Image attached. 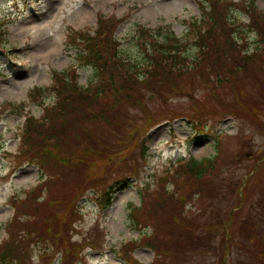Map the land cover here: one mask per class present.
Returning a JSON list of instances; mask_svg holds the SVG:
<instances>
[{
	"label": "trees",
	"instance_id": "16d2710c",
	"mask_svg": "<svg viewBox=\"0 0 264 264\" xmlns=\"http://www.w3.org/2000/svg\"><path fill=\"white\" fill-rule=\"evenodd\" d=\"M197 1L201 13L186 24L190 36L186 43L170 26L137 27L134 42L144 56L140 64L121 56L114 31L122 19L114 15L98 14L95 29H70L66 34L67 42L80 51L77 66L52 70L49 84L35 86L28 92V98L38 100L43 107L39 117L26 113L19 133L21 155L15 154L14 158L34 163L43 172L39 177L43 181L40 179L29 188L23 198L10 197L14 212L5 223L6 237L0 241V264H27L29 257L24 248L27 240L37 242L38 246L54 238L56 246L64 251L61 262L67 264L70 258L79 260V245L67 239L72 218L78 220L80 215L75 206L77 196L74 189L58 196L55 183L75 173L78 163L81 170L92 167L94 151L99 154L96 158L112 157L113 152L108 153L111 146L103 137L107 130H117L120 125L122 128V121L128 120L122 113L124 109L136 107L142 99L149 103L161 100L166 106L171 101L188 98L187 109L198 116L230 115L240 119L252 110L255 119L260 115L250 97L252 90L257 89L260 94L264 91V11L249 0V5L243 7L248 14L245 23L248 30H240L242 23L230 16L231 0ZM249 32L255 33L252 41H248ZM187 44L195 48L192 56L187 52ZM79 66L94 69L95 81L81 85L77 81ZM194 82L213 85L216 97L210 94V100L196 110L194 106L203 100L197 94L191 96L189 86ZM225 88H230L229 96L225 95ZM46 99L51 101L44 105ZM248 105V110L242 113ZM195 113L197 122L193 125L197 128L201 124ZM172 115L175 117L176 113ZM186 116L193 123L194 118ZM146 120L145 125H149L152 116ZM97 139L106 146L102 149L97 146ZM80 140L92 148L82 149L86 152L81 157L73 151ZM214 147V155L198 159L188 156L170 167L164 177L158 176L155 182L137 188L140 202L129 205L128 217L141 230V245L154 252L149 264H205L207 257L199 260L195 255L202 256L206 251H210L208 256L215 252L214 263L216 251L223 243L231 247L229 254L242 252L236 245L239 240L253 245L249 255L253 254L257 261L264 259V212L240 215L244 198L237 190L242 187V180L231 170L240 161L231 160L232 156L230 160L221 158L218 144ZM144 148L141 157L145 159ZM119 152L115 150L114 155H120ZM127 179L125 175L114 178L112 185L120 182L126 185ZM113 186L109 185L101 194L97 203L101 209L110 205ZM260 200L264 204V193ZM21 217L27 219L25 228L26 220H19ZM148 226L151 232L146 234ZM136 242L131 240L121 246L127 264H143L131 256L138 246ZM223 255L218 263L229 264L231 258ZM52 259L46 257L45 262Z\"/></svg>",
	"mask_w": 264,
	"mask_h": 264
},
{
	"label": "rangeland",
	"instance_id": "374dc122",
	"mask_svg": "<svg viewBox=\"0 0 264 264\" xmlns=\"http://www.w3.org/2000/svg\"><path fill=\"white\" fill-rule=\"evenodd\" d=\"M231 1L230 16L242 23L240 30H248L245 25L248 14L243 7L249 5V0ZM254 5L264 11V0H254ZM200 13L197 0H0V241L6 237L5 223L14 212L10 197L23 198L29 188L40 179L43 181L42 177L39 178L43 173L40 168L31 162H19L14 155H21L19 133L26 113L39 117L43 107L38 100H30L28 92L35 86L49 84L52 70H65L78 64L80 51L72 47L65 37L70 29L87 27L92 30L96 28L98 14L114 15L122 19L114 31L120 42L121 56L140 64L144 56L134 42L139 25L147 28L170 26L181 42L186 43L190 38L186 24L193 17L198 18ZM254 39L255 33L249 32L248 41ZM187 52L192 56L195 48L187 44ZM77 70V81L81 85L87 86L95 81L94 69L90 66H79ZM189 88L191 96L197 94L203 100L194 106L195 110L203 108L210 100V94L215 97L213 85L207 82H194ZM229 90L226 89L225 95L229 96ZM251 94L255 110L261 112L256 119L253 110L236 120L230 115L198 116L194 112L200 119L199 130L194 126L197 120L193 111L187 109L190 105L188 98L186 101L184 97L183 101H171L166 106L161 100L149 103L142 99L136 107L124 109L122 113L128 120L122 121V128L120 125L117 130H107L103 137L111 146L108 153L113 152L112 157L96 158L99 154L94 151L90 161L92 167L81 170L78 163L79 169L75 173L55 183L58 196L74 189L77 196L75 206L80 213L78 220L72 218V229L67 235L69 241L79 245V260L70 258L66 263L127 264L122 257L121 246L131 240L138 242L131 256L143 264L152 262V248L141 245V230L133 226L128 217L129 205L136 206L140 202L137 188L146 187L152 180L155 182L158 176L164 177L170 167L187 160L188 156L198 159L214 155L215 144L222 152L221 158L240 161L231 168L234 175L242 180V187L237 190L244 198L240 215L264 212V204L260 200L264 193V91L260 94L255 89ZM50 101L46 99L44 105ZM249 106H244L241 112H246ZM186 114L194 118L193 123L188 121ZM150 116L152 122L145 125ZM100 141L97 139L96 145L102 149L106 145ZM85 143V140H80V145L73 148L79 157L85 156L86 151L83 153L82 149L91 148ZM143 148L145 159L141 157ZM115 150L121 154L114 155ZM230 156L233 158L229 159ZM124 175L128 177L126 185L122 182L112 185L114 178H123ZM109 185L113 186L111 203L101 209L97 203ZM150 186L154 187L153 184ZM215 204L219 202L215 201ZM25 217L19 218L26 220L23 228L27 225ZM144 232L150 233L151 227L148 226ZM56 240L40 243L45 247L43 250L41 245H36L37 242L27 240L28 244L24 246L29 257L27 264H65L61 262L63 248L56 246ZM236 245L240 246V255L239 251L229 254L231 247L223 243L216 251L219 257L214 258V263L215 252L211 256H208L210 251L195 256L199 260L207 257L205 264H219L218 259L220 262L223 253L228 260L231 258L229 264H245L247 261L264 264V259L257 261L253 254L249 255L252 252L249 250L253 249L251 243L239 240ZM46 257L53 259L45 262ZM241 258L243 263H240ZM222 264H227V261Z\"/></svg>",
	"mask_w": 264,
	"mask_h": 264
}]
</instances>
